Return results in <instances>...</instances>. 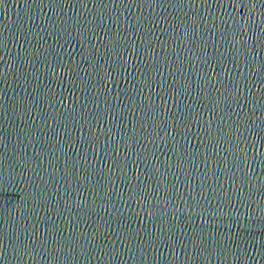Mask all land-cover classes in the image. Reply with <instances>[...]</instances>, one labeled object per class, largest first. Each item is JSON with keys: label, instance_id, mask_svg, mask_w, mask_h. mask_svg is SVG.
<instances>
[{"label": "water", "instance_id": "1", "mask_svg": "<svg viewBox=\"0 0 264 264\" xmlns=\"http://www.w3.org/2000/svg\"><path fill=\"white\" fill-rule=\"evenodd\" d=\"M260 62L264 0H0V264H264Z\"/></svg>", "mask_w": 264, "mask_h": 264}, {"label": "snow or ice", "instance_id": "2", "mask_svg": "<svg viewBox=\"0 0 264 264\" xmlns=\"http://www.w3.org/2000/svg\"><path fill=\"white\" fill-rule=\"evenodd\" d=\"M259 69L261 73H264V62L259 63ZM238 91V89H237ZM260 143H264V141H260Z\"/></svg>", "mask_w": 264, "mask_h": 264}]
</instances>
